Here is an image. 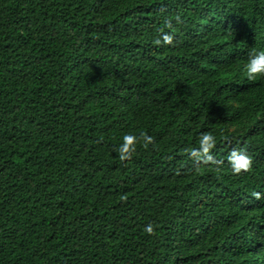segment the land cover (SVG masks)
<instances>
[{
    "label": "trees",
    "instance_id": "obj_1",
    "mask_svg": "<svg viewBox=\"0 0 264 264\" xmlns=\"http://www.w3.org/2000/svg\"><path fill=\"white\" fill-rule=\"evenodd\" d=\"M260 51L264 0H0V264H264Z\"/></svg>",
    "mask_w": 264,
    "mask_h": 264
},
{
    "label": "clouds",
    "instance_id": "obj_2",
    "mask_svg": "<svg viewBox=\"0 0 264 264\" xmlns=\"http://www.w3.org/2000/svg\"><path fill=\"white\" fill-rule=\"evenodd\" d=\"M164 42L166 44H172L173 37L171 35H165ZM156 43L159 44V41H156ZM246 75L250 80L255 79L258 75L264 76V51L253 53L248 64L246 65ZM141 137L144 140L143 146L145 148H147L149 144L153 143V138L148 136L146 133H141ZM123 139L124 143L119 149V155L122 161L131 159V153L135 151V144L137 143V138L132 135H125ZM214 144V137L211 134H205L201 141L203 153L207 155L209 149L214 147ZM208 159H211V157H208ZM229 159L233 163V167L236 173H239L241 170L248 171L251 168V158L247 155L241 154L240 152L233 151ZM146 232L150 235H155L153 227L151 225L147 226Z\"/></svg>",
    "mask_w": 264,
    "mask_h": 264
}]
</instances>
